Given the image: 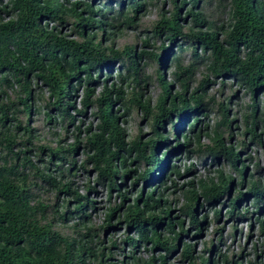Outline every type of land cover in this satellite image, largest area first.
Here are the masks:
<instances>
[{
  "label": "trees",
  "instance_id": "16d2710c",
  "mask_svg": "<svg viewBox=\"0 0 264 264\" xmlns=\"http://www.w3.org/2000/svg\"><path fill=\"white\" fill-rule=\"evenodd\" d=\"M141 1L0 0V264H116L103 259V248L99 249V255H94L93 244L87 237L108 230L114 214L128 198L127 191L122 192L121 187L133 174H136L133 185L143 180L148 184L157 183L158 187V182L171 181L167 187L161 184L146 193L144 189L139 190L132 203L121 212V221L137 234V240L127 233L123 238L130 244L131 254L143 243H150L152 252L159 248L166 253L158 257L152 255L143 263L132 257L134 264H156L157 261L164 264L187 234L182 216L197 228L196 233L200 232L202 224L196 210L197 206H203L200 199L208 206L216 203L222 206L221 202H226L229 218H251L261 212L264 182L253 180L251 174L247 177L245 165L239 158L240 151L223 144L221 130L231 128L232 123L228 103H217L208 96L207 78L197 80L194 73L202 65L214 76L229 74L232 82L244 84L254 104L264 103V0H182L180 4L169 0L171 12L165 18L166 13L161 11L160 21L150 29L152 37L167 32L168 46L161 43L153 47L149 45L151 37H147L143 46L151 47L154 52L137 53L133 46L114 50L112 43H107L114 34L110 29L119 24L132 27L142 12L144 3ZM186 1L190 3L187 15L191 17L187 29L180 24L184 21L180 11ZM200 4L202 9L212 4L227 8L226 28L207 21L203 12H194ZM67 21L73 28L70 35L64 36L60 27ZM202 25H207L203 31ZM218 32H221L220 38ZM178 39L181 43L173 54L170 46H177ZM168 59L173 62L176 92L164 75ZM141 61L146 63L141 65ZM148 61L157 66L155 80L161 90L154 105L144 97L149 76L144 75L142 69ZM116 63H119V74L113 76L111 69ZM103 72H106L105 77ZM100 82L102 88L96 91L94 86ZM80 86L83 88L82 109L88 106L95 109L98 122L95 128L85 129L83 143L78 136L79 126L75 127L72 144L61 145L65 137H60L54 147L43 142L41 131L31 126L33 115L40 112L38 103L43 105L44 102L43 114L49 125L54 127L57 123L67 130L76 120L70 101ZM115 104L118 105L114 110ZM209 104L218 113L212 126L208 118L203 119L208 117L203 112ZM121 110L122 114L140 110L156 136L143 141L140 132L127 141L119 124ZM75 113L83 114V111ZM253 113L254 122L249 128L251 139L258 137L254 110ZM180 116L185 122L189 117L192 119L187 135L175 124ZM261 122L264 127V117ZM165 126L170 131L163 136L161 131ZM48 133L55 135L52 129ZM180 135L183 146L176 139ZM168 136L175 141L176 150L167 142ZM203 137L210 143L202 146ZM162 146L169 149L159 154ZM79 148H83L85 160L78 167L73 154ZM169 150L178 154L185 150L186 158L194 153L200 157H223L236 175L235 192L231 195L232 176L222 168L215 169L213 175L197 179L198 187L193 181L180 187L185 202L178 214L172 215L164 194L177 188L175 180L182 175L180 164H169L170 158H164ZM89 165L96 171V183L107 186L108 201L115 190L122 199L120 205L108 208L102 225L96 229L89 225L87 214L93 201H89L87 195L80 196L74 186L78 169L87 171ZM193 167L192 163L183 165L186 174L191 173ZM158 168L159 172L165 171V176L158 178L160 174L154 173ZM243 185L247 194L240 191ZM184 187L189 188L184 191ZM83 188L88 193L95 192L89 182ZM51 193L53 202L46 200ZM249 194L253 204L251 208H243L241 214L239 206ZM221 214L220 209L214 210L213 220H218ZM69 220L76 221L71 227L75 228L72 235L61 224ZM256 221L263 224L261 216L256 217ZM80 225L83 231L76 229ZM261 230L264 234L263 226ZM217 243L221 249L216 251L215 258H206L203 254L195 257L187 244H181V258L187 264H237L233 254L222 245L223 240L219 238ZM114 245L111 240V247ZM206 250H213L211 242L204 244V252ZM242 255L239 254V259ZM87 257L89 262H86Z\"/></svg>",
  "mask_w": 264,
  "mask_h": 264
},
{
  "label": "rangeland",
  "instance_id": "374dc122",
  "mask_svg": "<svg viewBox=\"0 0 264 264\" xmlns=\"http://www.w3.org/2000/svg\"><path fill=\"white\" fill-rule=\"evenodd\" d=\"M73 1L75 0H71V2ZM181 1L182 0H177V3L180 4ZM141 3H144L142 12L137 16V22L135 21V24L132 27L119 24L113 29H110L111 32H113L114 34L111 37L112 40H107V43H112V48L114 50H121L126 46H133L135 47L137 53L139 51L141 52V50H144L146 52L148 50L153 51L151 47L146 48L143 46V41L147 37H151L149 40V45L151 44L153 45V47L159 46L161 43L163 45L168 46V41L170 40L168 39L167 32H163L161 34L157 33L154 35V37H152V32L150 31V29L152 28L155 22L160 21L161 18L159 17L161 11H164L166 13L165 18L171 12L172 5L170 1L143 0L141 1ZM66 6L68 7V5ZM182 6V8L180 7V18L184 21H181L180 24L186 27L185 29H187L190 27L191 20V17L187 15L188 10L190 9V3L186 1L185 4ZM194 12H203L207 21H212L216 23V25H219L220 27L222 26L224 29L228 24V9L223 8L221 6H217L216 4L205 6V9H202L200 4V6L195 8ZM49 25H52V23H49ZM206 27L207 25H202V31L205 30ZM72 28L73 27L71 25V22L67 21L65 26L60 27V30L62 34L66 36L71 34ZM196 29L197 28H195V30ZM218 33L220 38L221 32ZM180 41L181 39L177 40V46H174V44L170 46V49H172L171 53H176V48L178 47L179 43H181ZM188 49L189 47H187V50ZM186 56L187 58H185L184 61L186 60L187 62L189 60V53H187ZM168 60L166 62L164 75L166 81L172 85L174 92H176L178 88L176 87L172 78V73L174 71L173 62H171V60H169L168 62ZM144 63L146 62L141 61V65H143ZM117 65H119V63H116V66L111 69L113 76H116L118 72ZM156 68L157 66L154 63L148 61L147 66L142 69L143 74L149 76V79L145 82L146 91L144 93V97L148 99L151 105L155 104V101L161 92L155 80ZM105 73L106 72H103L102 76L105 77ZM203 74L207 77H202L201 75ZM208 74L209 72L205 69V67L200 65L198 67V70L195 71L194 77L197 80H203L204 78H207V95L213 97V99L217 103H228V116L232 123L230 125L231 128H227L226 130L223 128L221 130L223 134L222 138L224 140L223 144L225 143L226 145H230L236 151H240L239 158L245 165V172L247 177L249 176V174H251L254 177L253 180L264 182V136L262 135L264 127L261 122V119L264 117V103H255V106V104L251 101L250 95L249 93H247L244 84L242 85L241 82L237 81L232 82L230 79H228L229 74L225 73L222 75L221 73H219L217 76H214L213 74ZM222 82H224L223 85H221ZM94 88H96V91H100V89L102 88V83H98L94 86ZM77 91L78 92L70 101V103H72L74 107L72 111L76 116V120L74 124H71L70 127H67V130L64 128V126L57 123L56 125L54 124V127H52L51 124L49 125L47 119L44 117L43 114L44 102L43 105L41 104V102L38 103L37 106L40 108V112L38 115H33L31 126L36 127L38 129V132L41 131V139H43V142H46L54 147L56 145V141L59 140L60 137H65L61 145L66 146L68 144H72L75 142V136H73L75 133V127L79 126L80 134L78 136L80 141H82L83 143L85 139V129H87V127H89L91 130L95 128L96 124L98 123L97 117L94 116L95 109L91 106L82 109L80 102L81 98L83 97L82 86L78 87ZM43 95L44 99L47 101L48 98L45 92H43ZM260 97L263 98V96ZM117 105L115 104L114 110L116 109ZM211 106L213 105L209 104L208 108H206V111L208 112V123L212 126L215 120H217L218 118V113ZM253 110L255 111L257 117V127L255 131L258 134V137H256L255 139H251V135L249 134V128L254 122ZM75 111H83V114H77L75 113ZM122 112L123 110H121L120 112L119 124L128 138L127 141H129L131 138H133L140 132L143 133V141L152 138V136H156L155 133L149 129V124L146 120H144L143 113H141L140 110L131 111L125 114H122ZM189 119H191V117H189ZM189 119L185 122V120H182V117L180 116L177 117L175 123L181 127L182 132H185L184 135L188 134L187 131L190 130L189 126L190 124H193L191 122L192 120ZM50 129L53 130L55 135L52 136L50 133H48ZM168 131H170L168 129V126H165L164 131L161 132L163 136H165ZM167 139V142L171 146H174V150H176L177 148L175 147V145H173L175 141L169 136ZM176 139L179 144L183 146L184 142L182 136L180 135ZM209 143L210 141L207 138H201L202 146L207 145ZM164 148L169 149L166 146H164ZM161 153L162 151L159 154ZM177 155L178 153L176 152L175 154H169L168 151V154L164 156V158L168 157L167 159L172 157L169 159V164L181 165L180 173L182 176L176 178L175 180L177 188L173 190H168L164 194V199H166L168 203H170V210L172 215H177L185 202L180 187L188 181H193L196 187H198L197 179H204V177L213 175L212 172H214L215 169L222 168L226 174L229 173L232 176L234 187L231 190V195L233 192H235L234 188L237 187V178L235 177L236 175L234 172L230 171L231 168L229 167V164H226L224 162L223 157H213L211 155L200 157V155L194 153L189 154L188 158H186L183 152H180L179 156ZM73 157L76 159L75 164L78 167L82 165L85 160L83 148H79L78 151L73 154ZM190 163L194 165L193 170L191 173L186 174L183 165H188ZM88 167L89 168L87 171H82L78 169L77 178L75 179L74 186L80 196L87 195L88 200L93 201L92 208L88 209L87 214L90 217L89 225L96 229L102 225L108 208L112 207L114 204L120 205L122 199L121 197L117 196L118 193L115 190L112 191L109 197V202L107 186L96 183V171L90 165ZM130 169L133 170L134 166H131ZM154 173L160 174L158 175V178H161L162 175L165 176V171L161 169L159 172V168L156 169ZM133 176L134 177L130 179H126L123 187H121L122 192L127 191L128 198L124 202L122 207H120L119 212H116L114 214V217L109 224L108 230L106 232L100 231L98 232V234L94 232L92 233L93 236L91 238L87 237L93 244L92 250L94 252V255H99V249L103 248V259L108 258L111 262L116 264H134V260L132 259V257H134L135 259H140L143 263L147 261L152 255L154 257H158L159 255L166 254L159 248L155 249L154 252L150 251L149 249L152 247L150 243L140 244L138 248L134 250V253L131 254L130 244L125 243V241H123L124 235L126 233L129 237L134 238L136 240L137 234L133 230H128V228L124 224L125 222L123 223L121 221V212H123V210L132 203L139 190L144 189V193H146L147 190L153 189L157 186V183L148 184L147 181L143 180L139 181L138 183L136 181V183L133 185L132 180L133 178H135L136 174H133ZM87 182H89V184L93 186L95 192L91 191L90 193H88L86 188H83V185L87 184ZM170 183V180H166L165 182H158V187H156V189H158L161 184L167 187L170 185ZM187 188L189 187H184V191ZM240 191L243 192V194H247L248 192V190H246L245 185L241 187ZM247 196L248 197L244 198L243 202L239 206V208H241V214L243 213V208L249 206L251 208L253 204L252 195L249 194ZM67 199L70 198L67 197ZM46 200H50V202H53V194L51 193L50 195H47ZM63 200L64 199L61 197L60 202H62ZM221 203L222 206L219 205V207L217 205L218 203L212 206H207L206 203H204L203 200L200 199V204L203 205L202 208H197V215L200 220H203L201 221L202 230L200 232L196 233V229L192 228V226L189 225L188 219L182 216L184 228L187 234L182 236V239L180 240V243L178 244L177 248L172 251L170 255H168L167 261L164 264H187V261L181 258V244H187L191 246L195 257H198L200 254H203V256L206 258H215L216 251L220 250L217 245V241L219 238L223 240L224 247L228 248L229 251L233 254V258L237 264H249V262L251 264H264V234H262L261 230V226H263L264 229V205L262 204L263 207L261 206L260 213L252 215L251 218L248 216L247 218L240 219L229 218L228 204H225L226 202L223 201ZM72 204L75 205L74 200H72ZM213 206H215V209L220 208V210L222 211V215L216 221L213 220L212 216L213 211L215 210L212 208ZM205 216L206 219H203ZM259 216H261V221H263V224H259L256 221V217ZM75 223L76 221L69 220L61 224L65 227L67 232L72 235L74 234L73 230L75 228L71 227ZM121 224H123V226H121ZM76 229L83 231L81 225L78 226ZM111 240L115 242V245L113 247H111ZM210 241H212L214 251L206 250L204 252V244L209 245ZM145 246L148 248V250H146ZM240 253H242L243 255L242 258L239 259ZM86 262H89L88 257L86 258ZM156 264L161 263L157 261Z\"/></svg>",
  "mask_w": 264,
  "mask_h": 264
},
{
  "label": "clouds",
  "instance_id": "9594fccd",
  "mask_svg": "<svg viewBox=\"0 0 264 264\" xmlns=\"http://www.w3.org/2000/svg\"><path fill=\"white\" fill-rule=\"evenodd\" d=\"M204 114H206V115H208V112L206 111V112H203ZM208 117H203V119H207ZM190 120H192V119H190ZM179 148V147H178ZM165 149H167V148H164V146L159 150V153L162 151V153L165 151ZM171 150V149H170ZM170 150H169V154L170 153H172V154H175V152L173 153V152H170ZM185 150H181L180 152H183L184 153V155H185V152H184ZM161 153V154H162ZM176 153H179V152H176ZM169 156V155H168ZM177 156H179V154L177 155ZM170 158H172V157H170ZM178 159H179V157H178ZM156 175H158V173L156 174ZM207 205V204H206ZM218 205V204H217ZM208 206V205H207ZM199 206H197L196 207V210H197V208H198ZM203 207V206H202ZM201 207V208H202ZM218 207H219V205H218ZM200 208V207H199ZM213 209H215V206H213L212 207ZM220 208H217V209H215V210H219ZM197 212H198V210H197ZM222 215V214H221ZM198 216V215H197ZM213 216V215H212ZM199 218V217H198ZM203 219H206V216L203 218ZM200 220V219H199ZM201 221H203V220H200V224H202L201 223ZM189 222V221H188ZM190 225V224H189ZM192 228H195V229H197L196 227H193L192 226ZM185 229V228H184ZM201 230H202V225H201ZM185 232H186V230H185ZM185 235V234H184ZM211 242V244H212V241H210ZM217 245H218V247L220 248V246L221 245H219L218 243H217ZM222 245H224V244H222ZM213 247V246H212ZM221 249V248H220ZM213 251H214V247H213ZM221 251H223V250H221Z\"/></svg>",
  "mask_w": 264,
  "mask_h": 264
}]
</instances>
